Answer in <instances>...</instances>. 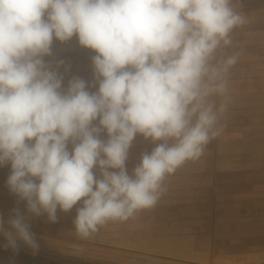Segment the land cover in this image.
Instances as JSON below:
<instances>
[{
    "label": "clouds",
    "instance_id": "obj_1",
    "mask_svg": "<svg viewBox=\"0 0 264 264\" xmlns=\"http://www.w3.org/2000/svg\"><path fill=\"white\" fill-rule=\"evenodd\" d=\"M245 22L232 0H0V168L10 167L6 186L18 198L7 220L0 214V247L37 254L31 220L56 223L78 204L84 239L153 207L166 174L223 130L226 105L210 97L226 92L238 57L216 52ZM73 37L95 53L93 81L65 86L59 69L70 65L46 58ZM138 135L160 143L130 175Z\"/></svg>",
    "mask_w": 264,
    "mask_h": 264
},
{
    "label": "crops",
    "instance_id": "obj_2",
    "mask_svg": "<svg viewBox=\"0 0 264 264\" xmlns=\"http://www.w3.org/2000/svg\"><path fill=\"white\" fill-rule=\"evenodd\" d=\"M232 6L246 22L232 30V44L221 46L216 57L238 58L226 74V92L210 97L217 108L226 105L217 125L223 130L199 159L166 174L153 207L108 221L122 249L100 254L107 262L126 255L132 264H264V0H232ZM93 55L73 37L54 41L46 60L70 65L67 72L59 69L66 86L73 76L93 81ZM157 143L136 137L126 161L130 175ZM9 171L0 168V194L9 193Z\"/></svg>",
    "mask_w": 264,
    "mask_h": 264
},
{
    "label": "rangeland",
    "instance_id": "obj_3",
    "mask_svg": "<svg viewBox=\"0 0 264 264\" xmlns=\"http://www.w3.org/2000/svg\"><path fill=\"white\" fill-rule=\"evenodd\" d=\"M105 138V137H102ZM9 191L8 189H6ZM17 199L10 192L0 194V214H3L5 220L13 207L17 206ZM19 207L23 209L21 202ZM65 213L58 210V220L56 223L48 222L46 216L33 218L31 220L32 231L35 232L40 241V251L33 255L27 248H21L18 254L13 255L9 250L1 249L0 258L8 257L14 260L15 264H112L107 262L100 254H110L113 250H121L120 242H115L117 229L108 226L109 222L99 226V230L89 238H81L76 234L74 220L76 218V208ZM114 235V236H113ZM0 243H3L0 238ZM115 252V251H114ZM121 259L113 264H132L128 261L129 257L123 255ZM5 262L0 259V264Z\"/></svg>",
    "mask_w": 264,
    "mask_h": 264
},
{
    "label": "flooded vegetation",
    "instance_id": "obj_4",
    "mask_svg": "<svg viewBox=\"0 0 264 264\" xmlns=\"http://www.w3.org/2000/svg\"><path fill=\"white\" fill-rule=\"evenodd\" d=\"M0 245H2L1 243H0ZM1 249H3V247H0V250ZM2 251V250H1ZM1 251H0V253H1ZM5 251V250H4ZM9 252H11V250H9ZM1 260H3L5 263L4 264H9V261L11 260L10 258H8V257H2V258H0ZM16 263V262H15Z\"/></svg>",
    "mask_w": 264,
    "mask_h": 264
}]
</instances>
